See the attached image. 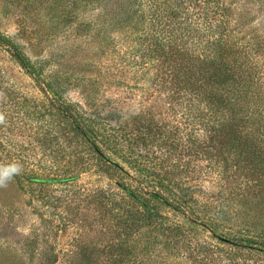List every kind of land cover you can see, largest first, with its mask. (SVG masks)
Here are the masks:
<instances>
[{
	"label": "rangeland",
	"instance_id": "obj_1",
	"mask_svg": "<svg viewBox=\"0 0 264 264\" xmlns=\"http://www.w3.org/2000/svg\"><path fill=\"white\" fill-rule=\"evenodd\" d=\"M72 1L0 0V35L20 47L38 77L0 48V165L21 168L0 187V264H227L229 246L211 232L228 239L246 235L245 224L262 228L264 172L194 157L192 114L168 87L169 63L146 62L126 22L128 6L111 0L113 16ZM218 1L230 43L249 49L264 90V0ZM58 106L70 108L88 140ZM145 170L211 202L188 204L202 225L151 198L152 185L140 184ZM118 186L150 209L134 238ZM171 189L170 198L180 196Z\"/></svg>",
	"mask_w": 264,
	"mask_h": 264
},
{
	"label": "trees",
	"instance_id": "obj_2",
	"mask_svg": "<svg viewBox=\"0 0 264 264\" xmlns=\"http://www.w3.org/2000/svg\"><path fill=\"white\" fill-rule=\"evenodd\" d=\"M110 2L73 0L71 5L75 8L81 6L85 12L100 5L105 15L114 16L119 10L109 6ZM125 5L130 15L126 22H132L138 44L147 50L146 62L149 64L162 58L169 63L166 76H172V79L168 87L175 89L177 105L192 114L194 134L189 142L194 157H205L217 168L228 164L240 168L243 163V169L250 167L264 172V109L258 108V103L264 99L263 85L258 76L260 68L257 63L247 60L248 48L230 43L225 10L220 1L123 0ZM0 48L38 83L31 62L18 45L0 35ZM56 110L71 121L82 137L89 139L85 130L72 120L70 108L58 106ZM171 149H175L174 145ZM142 175L140 184L152 185L148 193L151 198L163 202L193 224L199 222L198 218L189 216L186 210L192 207L188 204L212 205L208 200L200 203L195 198L196 188L186 183L170 180L164 184V178L147 170ZM27 180L39 183L52 181L36 177ZM118 187L128 199L127 222H130V237L134 238L140 233L139 225L146 220L150 209L131 190ZM171 188L180 189V196L176 194L170 198ZM222 201L218 200L219 203ZM228 214L223 212L220 217L229 221ZM232 215L236 216V213ZM259 226L262 228L245 224L242 230L250 229L246 235L228 239L218 238L211 232L214 239L229 246L225 256L227 264H263L258 259L252 260L253 256L264 257V224Z\"/></svg>",
	"mask_w": 264,
	"mask_h": 264
},
{
	"label": "clouds",
	"instance_id": "obj_3",
	"mask_svg": "<svg viewBox=\"0 0 264 264\" xmlns=\"http://www.w3.org/2000/svg\"><path fill=\"white\" fill-rule=\"evenodd\" d=\"M4 122V116L0 114V123ZM21 171V168L16 163L0 165V187H6L8 182Z\"/></svg>",
	"mask_w": 264,
	"mask_h": 264
}]
</instances>
